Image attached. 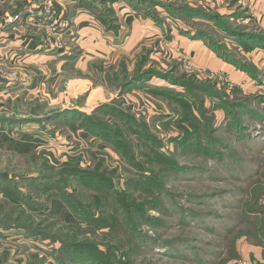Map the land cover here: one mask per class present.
<instances>
[{"label":"rangeland","instance_id":"1","mask_svg":"<svg viewBox=\"0 0 264 264\" xmlns=\"http://www.w3.org/2000/svg\"><path fill=\"white\" fill-rule=\"evenodd\" d=\"M20 1L0 264H264V0Z\"/></svg>","mask_w":264,"mask_h":264},{"label":"crops","instance_id":"2","mask_svg":"<svg viewBox=\"0 0 264 264\" xmlns=\"http://www.w3.org/2000/svg\"><path fill=\"white\" fill-rule=\"evenodd\" d=\"M48 1H51V0H48ZM21 3L22 1L20 0H0V44H1L0 51L6 54L9 50L14 49V52L18 53L19 61L23 57L22 55L26 54L25 47L27 46L26 45L27 40L17 39V40H14L16 42H13V44H11L12 43L10 42L11 37L14 38L15 35L18 36L17 34L19 33L18 30L21 29L23 25L32 24V25L38 26L36 22L37 11L33 10V12H31L32 9L29 8L30 6H32V8L34 9L36 8L37 5L33 3L28 7H23L24 5ZM60 14H62L63 16H66L68 13L65 10H62L59 12V15ZM16 15H19L18 20H16L15 18ZM75 20L77 22L78 21L88 22L92 24L91 23L92 15L87 12H81L80 15L76 17ZM82 25L84 24L82 23ZM92 28L84 27L82 30V34L86 37L85 38L86 42L88 41L86 44H89V45H91L92 44L91 42L95 41L96 39L98 41L99 37H101V34L99 32L96 33L94 30H92ZM35 46L37 48L35 47V50H34V54H35L34 59L35 61H38L37 63L39 64L42 62L47 63V61H49L53 57L51 55L45 54V53H49L53 51L52 50L50 51L42 50L44 48H42L41 41H38V43H36ZM4 54L0 53V55H2L0 57H3ZM83 58L84 56L79 55V57H76L74 61L78 63V62H81Z\"/></svg>","mask_w":264,"mask_h":264},{"label":"built area","instance_id":"3","mask_svg":"<svg viewBox=\"0 0 264 264\" xmlns=\"http://www.w3.org/2000/svg\"><path fill=\"white\" fill-rule=\"evenodd\" d=\"M55 14H56V11L54 10L53 8V5L51 3H48V4H45L40 12L38 13L39 15V21L42 20V17H43V20H51L53 18H55ZM56 20H54L50 25V27H53L55 29L56 27Z\"/></svg>","mask_w":264,"mask_h":264},{"label":"trees","instance_id":"4","mask_svg":"<svg viewBox=\"0 0 264 264\" xmlns=\"http://www.w3.org/2000/svg\"><path fill=\"white\" fill-rule=\"evenodd\" d=\"M141 78V77H138ZM137 78V80H138ZM135 80H129L127 82H125L121 88V93H123L125 91V89H127L130 85H132L134 83ZM112 109V108H111ZM119 143V142H118ZM83 214H86L85 212H83ZM87 215V214H86ZM88 215H90V213H88ZM90 258H93V256H90Z\"/></svg>","mask_w":264,"mask_h":264}]
</instances>
